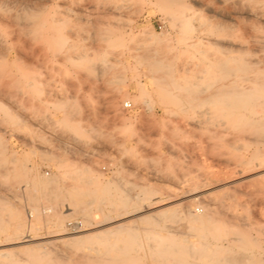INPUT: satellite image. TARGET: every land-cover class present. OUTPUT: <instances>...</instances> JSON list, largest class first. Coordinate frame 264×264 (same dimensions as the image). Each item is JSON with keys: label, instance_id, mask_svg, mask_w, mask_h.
Wrapping results in <instances>:
<instances>
[{"label": "rangeland", "instance_id": "1", "mask_svg": "<svg viewBox=\"0 0 264 264\" xmlns=\"http://www.w3.org/2000/svg\"><path fill=\"white\" fill-rule=\"evenodd\" d=\"M0 63V264H103L115 253L70 238L117 224L196 244L185 215L211 207L226 249L188 260L264 264V0H0ZM236 88L260 98L222 102ZM147 252L122 264H162Z\"/></svg>", "mask_w": 264, "mask_h": 264}, {"label": "bare ground", "instance_id": "2", "mask_svg": "<svg viewBox=\"0 0 264 264\" xmlns=\"http://www.w3.org/2000/svg\"><path fill=\"white\" fill-rule=\"evenodd\" d=\"M180 1V0H179ZM161 2H163V4L165 3V4H171V3H173L174 2V0H161ZM179 5V4H178ZM31 24H33V28H30L29 29V32H36V31H38L39 30V27H37V26H40L41 25V21L37 18V14L36 13H32L31 15ZM28 21H29V19H28ZM26 23V22H25ZM28 24H30V23H28ZM27 23H26V26L28 25ZM40 24V25H39ZM43 24V23H42ZM25 26V25H24ZM26 30V29H25ZM43 30V29H42ZM39 34H43V32L42 31H40V32H38ZM44 35V34H43ZM35 36V35H34ZM33 36V37H34ZM43 37V36H42ZM41 37V38H42ZM31 38V37H30ZM84 60V62L85 61H87L86 60V57H85V59H83ZM4 62V61H3ZM88 62V61H87ZM154 62V61H153ZM158 63V62H157ZM1 64V63H0ZM2 65V64H1ZM38 65V64H37ZM222 65V64H221ZM3 66V65H2ZM7 67V66H6ZM23 67H24V64H23ZM31 67V66H30ZM29 67V68H30ZM8 68V67H7ZM12 68V67H11ZM3 69H6V68H3ZM98 69V68H97ZM10 70H12V69H10ZM35 71V70H34ZM13 73H20V76H17V78H16V80H15V83L20 87V90H21V93H23L24 94V91H26V90H30L31 92H32V94H36V93H39V89H38V87H37V85H35V83H34V81H33V79H31V77H32V73L30 74H28L27 72H23V70H21V69H19V68H17L16 66L14 67V70L12 71ZM5 73V72H4ZM10 73H11V71H10ZM37 74V73H36ZM8 75V74H7ZM9 76H12L11 74L9 75ZM13 78V77H12ZM34 78V77H33ZM258 78V77H257ZM35 79H38V77L37 78H35ZM4 80H5V78H4ZM10 80V79H9ZM4 83V82H3ZM2 83V84H3ZM14 83V82H13ZM5 84H7V82L5 83ZM4 85V84H3ZM2 85V86H3ZM16 85L14 84V87H15ZM248 87V86H247ZM3 88V87H2ZM4 88H5V86H4ZM16 88H18L17 86H16ZM244 88H246L245 86H244ZM247 89V88H246ZM255 90V89H254ZM235 91H237V93H234L235 94V96H234V94H233V96H232V93H231V95H228L227 96V94H226V98H224V94L222 95L223 96V99H222V102H225V103H227V104H230V105H232V104H237L238 106H242V108H244L243 107V105H245V104H247V103H249V102H251L252 103V101L253 100H255V98H253V97H256L257 95H258V93H256V92H253L252 90V92L250 91V89H249V91H247V90H245V89H241V90H237V88H236V90ZM256 91V90H255ZM258 91H260V90H258ZM257 91V92H258ZM261 91H263V94H264V90H262L261 89ZM20 92V91H19ZM225 92V91H224ZM222 93V92H221ZM226 93H228V94H230L229 92H226ZM262 93V92H261ZM260 94V93H259ZM212 95H214L213 93L210 95V96H212ZM217 95V94H216ZM20 96V95H19ZM215 96V95H214ZM230 96V97H229ZM232 96V97H231ZM253 96V97H252ZM37 97V96H36ZM222 98V97H221ZM258 98H260L259 96H257V99ZM255 100L254 102H256V101H258V100ZM208 100H209V98H208ZM207 100V101H208ZM218 100V99H217ZM263 100V99H262ZM261 100V101H262ZM204 101V100H203ZM219 102H221V99H219ZM264 102V101H263ZM127 103H129L130 104V107H131V103L130 102H124V104H127ZM257 103V102H256ZM236 105V106H237ZM254 105H255V103H254ZM247 106V105H246ZM2 107H1V105H0V109H1ZM34 108L36 109V107L34 106ZM38 108V107H37ZM128 109V108H127ZM37 110V109H36ZM263 124V123H262ZM250 125V124H249ZM264 125V124H263ZM261 131H259V133H260ZM264 133V132H263ZM263 133H260L261 134V136H264V134ZM3 144H5L4 142H3ZM0 148H1V143H0ZM3 150H5V149H3ZM2 151V150H1ZM3 152V151H2ZM2 154V153H1ZM5 154V153H4ZM1 156V155H0ZM2 157H3V155H2ZM2 157H0L1 159H3ZM12 160H16V159H13L12 158ZM11 160V161H12ZM13 162V161H12ZM2 163V162H1ZM6 163V162H5ZM1 166H3V164L1 165ZM24 166V165H23ZM243 167H244V164H243ZM0 169H1V167H0ZM7 169V168H6ZM25 169V168H24ZM242 169V168H241ZM244 169V168H243ZM3 170V169H2ZM1 170V171H2ZM21 170V169H20ZM0 171V172H1ZM7 171H8V169H7ZM242 171V170H241ZM31 177V176H30ZM5 180V179H4ZM20 180H21V178H20ZM24 180H26V179H24ZM19 181V180H18ZM86 181L87 182H91L92 181V179H86ZM21 183V182H20ZM48 183H50V182H48ZM47 184V182H44L43 181V179L41 178V179H35V181H34V183H33V186H35V188L36 187H42V186H44V185H46ZM43 189V188H42ZM144 191V190H143ZM149 191V190H148ZM144 194H145V192H144ZM200 194V193H199ZM198 194V195H199ZM43 196V195H42ZM144 198H146V196L144 197L143 196V199ZM202 198V196H197V197H194V199H193V202L195 203V202H197L198 201V203H199V200ZM204 198V197H203ZM127 200L128 199H126V201H124V202H122L121 204H122V206H127L128 205V203H127ZM72 201L74 202V204L73 205H75L76 206V208H78V207H82V206H84L86 203H85V201H84V197L82 196V195H73V197H72ZM1 205H3V203H1L0 204V206ZM33 206V205H32ZM71 206V205H70ZM131 207V206H130ZM206 207H208V206H206ZM4 208V207H3ZM2 209V207L0 208V210ZM211 209H213L214 210V208H207V210H201L203 213H204V211H206L205 212V214H200L199 212V214L197 213V214H192V213H189L188 212V214H186L187 213V211H186V215H185V217H187L186 219H188V221L190 222V226H189V228H190V230L192 231V232H194V231H196L197 232V235L195 234V237L197 236V241H198V243H196L195 244V242H192L191 240V242L188 240H186V239H184V240H182V238H181V240L180 241H177V240H179V239H175L174 241H173V238H172V241H170V237L169 236H160V235H157L156 233H152L150 230H152L151 229V227H143V233H144V236L142 235V237L144 238V240H142V241H144L145 243H146V247H147V249H148V252L147 253H150V254H148V255H152L154 258H155V260H157V261H159V263L160 262H162V264H193L192 262H191V260L189 261L188 260V258L187 257H194V255H198V253L199 252H197V250H202V251H214L215 249H221V250H223L224 249V243L223 244H218V243H212V242H210V241H212L211 239H210V241H209V233H208V231H210V229L208 228V227H206V224H208L209 222H211V218H212V213H214V212H211L212 210ZM80 210H83V209H80ZM219 210V209H218ZM217 210V211H218ZM71 211V210H70ZM156 211V210H155ZM169 212H170V210H168ZM172 212H171V214L170 215H168V216H171L170 218H173L176 214H175V211H173V210H171ZM154 212V211H153ZM191 212V211H190ZM45 213V212H44ZM71 214V213H70ZM70 214H68V215H70ZM133 214V213H132ZM166 211H164V212H161V213H158V215H151L152 216V218L154 219V222H153V224L154 225H158V222H159V218H164V217H167L166 215ZM17 215V214H16ZM85 215H87V214H85ZM97 216V215H96ZM176 217V216H175ZM169 218V219H170ZM215 219L214 220H216V216L214 217ZM3 221H5V220H3ZM79 221V220H78ZM153 221V220H152ZM7 222L8 221H6L5 222V225H8L7 224ZM23 222H24V219L23 220H20L18 223H17V225H15L14 226V228H13V230H12V233L13 234H17V233H21V232H24L25 230H26V227L23 225ZM82 222V221H81ZM4 222H2V218L0 217V232L1 231H4L5 230V228H4V224H3ZM149 223H151V221H149ZM149 223H148V225H149ZM133 224V223H132ZM145 224V223H144ZM152 224V223H151ZM150 224V225H151ZM102 225V224H101ZM65 226V225H64ZM209 226V225H208ZM113 227V226H112ZM155 227V226H154ZM161 227V226H160ZM160 227H159V229H160ZM211 227V226H210ZM102 228V227H101ZM155 228H157V227H155ZM188 228V229H189ZM4 229V230H3ZM109 229V228H108ZM134 228L132 227V226H130V225H123V224H117V225H115L111 230L109 229V230H106V229H101V230H99V231H96V232H93V233H87L86 235H81L80 234V236H75V237H72V238H70L71 239V241H80V242H83V240H92V241H94V242H96V243H94V244H98L99 246L101 245V246H103L104 247V249H105V251H104V254L105 255H107V254H110V253H112V252H114L115 253V256H112L110 259H109V257L107 258H105V260H107V259H109L110 260V262L112 263V264H122L123 262H125V260L127 259L126 257H124V256H126V254H128V253H130V251L131 250H134L135 252L137 251V249L138 248H142V247H145L144 246V244L141 242V240H140V237H141V235H139V233L138 232H136L135 230H133ZM155 230V229H154ZM189 230V231H190ZM190 231V232H191ZM214 231V230H213ZM118 235H122L121 236V238H119L118 237ZM192 235V234H191ZM194 235V234H193ZM192 235V236H193ZM22 236V235H21ZM211 236V235H210ZM6 238H8V237H6ZM110 238H113V239H110ZM220 239V238H219ZM122 243V244H121ZM22 244V243H21ZM227 244V243H226ZM93 244L91 243L90 244V247L92 246ZM96 246V245H95ZM226 247V246H225ZM7 248V247H6ZM96 248V247H95ZM98 248V247H97ZM223 248V249H222ZM3 249V248H2ZM226 249V248H225ZM224 249V250H225ZM228 249V248H227ZM146 251V250H145ZM194 251H196L197 252V254H196V252H195V254L193 253ZM203 253V252H202ZM202 253H201V256H203L204 255V253H203V255H202ZM218 253H220V252H218ZM200 254V253H199ZM206 254V253H205ZM90 255V254H89ZM89 255H86V257L87 256H89ZM99 255V254H98ZM102 255V254H101ZM112 255H114V254H112ZM0 256L2 257V258H6V259H8V260H11L12 259V257H11V254L8 252V251H5V250H0ZM91 256V255H90ZM110 256V255H109ZM220 256V255H219ZM219 256H212V253L210 254V255H208V254H206L203 258H205V260L207 261V263L208 264H232V259H230L229 257H226V256H221V257H219ZM94 256H92V258H93ZM97 257V256H96ZM98 257H100V256H98ZM98 257H97V259H98ZM102 257H105L104 255L102 256ZM196 257V256H195ZM246 257V256H245ZM81 258V257H80ZM101 258V257H100ZM199 258H200V256H199ZM83 259H85L84 258V256H83ZM97 259H95L96 260V262H97ZM200 259H202V257L200 258ZM88 260V259H87ZM94 259H93V261H95ZM103 260H104V258H103ZM103 260H101V259H98V262H102L103 264H105L104 263V261ZM109 260L108 261H106V263L108 264V262H109ZM193 260H195V259H193ZM203 260V259H202ZM243 260V259H242ZM205 261V262H206ZM109 262V263H110ZM194 262V261H193ZM110 263V264H111ZM158 263V262H157ZM196 263V262H195Z\"/></svg>", "mask_w": 264, "mask_h": 264}, {"label": "built area", "instance_id": "3", "mask_svg": "<svg viewBox=\"0 0 264 264\" xmlns=\"http://www.w3.org/2000/svg\"><path fill=\"white\" fill-rule=\"evenodd\" d=\"M124 107L125 108H130V104L129 103L124 104ZM69 226H70L71 229L76 230V229H78L81 226V222L73 221V222L69 223Z\"/></svg>", "mask_w": 264, "mask_h": 264}]
</instances>
